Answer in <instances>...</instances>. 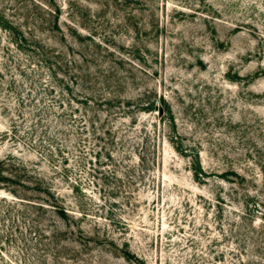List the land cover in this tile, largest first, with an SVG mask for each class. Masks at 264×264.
I'll list each match as a JSON object with an SVG mask.
<instances>
[{
	"label": "rangeland",
	"instance_id": "obj_1",
	"mask_svg": "<svg viewBox=\"0 0 264 264\" xmlns=\"http://www.w3.org/2000/svg\"><path fill=\"white\" fill-rule=\"evenodd\" d=\"M55 2L123 86L62 106V79L91 89L0 28V264H264V0ZM39 177L74 204L73 234L37 232L58 218L26 202Z\"/></svg>",
	"mask_w": 264,
	"mask_h": 264
},
{
	"label": "trees",
	"instance_id": "obj_2",
	"mask_svg": "<svg viewBox=\"0 0 264 264\" xmlns=\"http://www.w3.org/2000/svg\"><path fill=\"white\" fill-rule=\"evenodd\" d=\"M8 1L11 0H0L3 3L2 5L0 4V28H4L7 33L8 44L14 46L20 52H25L22 51V48H28L33 53L31 57L28 54V58L34 59V56H36L37 59L31 67L39 65L44 68L46 66L53 78H58L57 75H62L63 77L68 71L73 69L71 72L73 77L71 79L74 80L75 76L78 75L85 88L91 89V92L87 91L83 95L76 96L71 88L72 83L67 79L61 78L66 84L64 89L68 93V97H66V101L63 100L60 97L63 96L61 91H57L55 97H58L60 105L74 106V108L79 109L78 103L81 102L86 111L87 108H92L94 104L101 105L106 103L111 105L114 103L117 98L115 94L109 96L99 88V85L104 83L110 94L111 91L119 90L123 86V76H120V73L115 68H106L103 65L102 61L105 56L114 53L112 49L108 48L109 46L97 41H94L93 46L89 43L82 44L81 42L78 46L76 44L74 46L71 40L75 38L73 32L77 31L75 28L76 23L64 22L65 27L61 25V6L55 0H14L12 8L15 7L16 12L23 15L16 20L6 15L4 7ZM23 27L27 28L24 29ZM19 28H22V30H19ZM77 33L85 38L93 39V36L83 35L79 31ZM68 54L73 56L71 57ZM130 99L126 97L127 102H130ZM159 100L165 102L164 96L159 95ZM144 105L153 109L156 107L157 112L162 116L164 115L163 105L158 104L155 100L147 101ZM130 108L127 107L126 109ZM124 111L127 112V110L123 109ZM201 168L203 169L202 166ZM201 168L197 164L193 168V174L198 176L199 172L197 169ZM33 188L44 193L41 194L42 196H37L41 197L43 201L27 198L32 200L26 202L35 207L36 210H41V212L48 207L51 211L46 210V212H51L52 215L58 216L56 220L53 219L52 223L49 220L48 222L36 221L35 223H38L35 224L38 225L36 226L37 232L43 235L51 234L53 238L59 237L62 233L73 234L74 226L78 223L79 217L74 215L68 206H73L74 204L70 200L63 199L65 195L54 186L44 182L43 178L39 177L34 182ZM80 215H86V213L81 210ZM41 225L44 228H39ZM81 228V225L76 227L80 233H82Z\"/></svg>",
	"mask_w": 264,
	"mask_h": 264
}]
</instances>
